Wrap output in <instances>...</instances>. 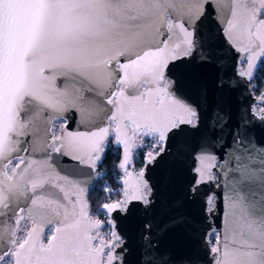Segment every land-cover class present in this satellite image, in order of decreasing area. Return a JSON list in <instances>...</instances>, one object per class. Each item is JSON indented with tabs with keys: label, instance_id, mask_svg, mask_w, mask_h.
<instances>
[{
	"label": "snow or ice",
	"instance_id": "1",
	"mask_svg": "<svg viewBox=\"0 0 264 264\" xmlns=\"http://www.w3.org/2000/svg\"><path fill=\"white\" fill-rule=\"evenodd\" d=\"M209 10L223 17L226 40L247 54L240 75L252 80L264 72V63L257 64L264 57V0H0V264L123 260L115 251H124L115 222L107 221L112 231L106 241L100 236L104 222L89 213L86 193L94 174L62 175L51 157L70 156L78 168L94 169L114 123L126 170L132 149L140 146L137 136L153 139L158 151L147 153L152 163L185 131L183 125L199 130L198 109L176 99L180 86L166 72L170 63L193 55L202 63H221L214 38L197 29ZM226 83L222 79L220 86ZM69 110L96 130L49 139L52 119L66 122ZM259 118L264 121V111ZM225 121L226 114L214 112L210 127ZM246 124L241 116L238 127ZM232 143L227 209L221 230L203 234L204 256L199 248L180 257L162 250L146 224L140 264H264V146L239 131ZM38 151L44 159L33 158ZM201 155L215 166L203 145ZM139 177L123 201L102 208L110 214L126 211L133 199L150 204L153 187L143 171ZM26 218L31 227L21 237ZM183 223L175 218L157 235Z\"/></svg>",
	"mask_w": 264,
	"mask_h": 264
},
{
	"label": "water",
	"instance_id": "2",
	"mask_svg": "<svg viewBox=\"0 0 264 264\" xmlns=\"http://www.w3.org/2000/svg\"><path fill=\"white\" fill-rule=\"evenodd\" d=\"M197 29L199 33L205 36L211 35L214 38V47L220 50L222 56L221 63H202L193 55L188 59L174 61V67L173 63H170V71L166 72V75L180 86L175 94L176 99L198 109L199 130L183 125L185 131L175 140H169L163 155L157 156L152 163L148 162L147 157L145 158L143 179L153 187V200L150 204L145 205L133 199L127 204L126 211L116 209L110 214L101 207L109 219L115 222V231L122 238L121 246L124 251L121 253L119 247L115 251L123 256V260L117 261V264H140L142 236L145 233L146 224L152 225V234L159 241L162 250L170 251L180 257L199 248L201 256H204L203 234L205 231L221 230V221L227 209L226 185L231 173L226 172V166H230L231 154L235 148L232 143L234 134L239 131L242 135L251 138L258 146H264V121L259 118V113L264 111V108L257 109L261 100L252 91L253 79L249 80L240 75V72L247 68V62L244 67L241 65L243 60L247 61V54L238 51L226 40V25L223 17L211 13V10L198 22ZM222 79L228 82L223 87L220 86ZM57 82L59 83V80ZM147 90V88L142 89V91ZM151 101L156 102L155 93ZM162 103L166 110L171 108L168 100L165 99ZM105 107L112 109V105H105ZM217 111L226 114V121L222 126L212 128L209 122ZM64 116L67 119L59 136H62L65 131L84 133L96 130V127L87 124L76 110H69ZM241 116L247 124L238 127ZM56 119L63 118L52 119L49 139L54 135L53 122ZM97 124L101 127L107 126V122L101 124L97 121ZM115 127V124L112 128L110 127L108 138L114 134ZM202 145L206 147L207 153L215 158L212 161L214 167H210L207 157L201 155ZM120 148L119 167L124 161L123 148L122 146ZM33 158L44 159L45 154L38 151ZM130 159L131 156L129 161ZM99 161L96 162L94 169H89L83 165L78 168L77 162L70 156L53 154L51 157V162L56 166L57 171L64 170L61 172L62 175L78 174L81 171H90L94 174L86 193L88 205L87 196L102 175L97 167ZM120 169L123 173L126 172L125 168L120 167ZM209 172L213 177L211 179ZM139 174L130 171L120 179L122 201L125 199L126 189L129 192L135 190L140 178ZM114 203L116 202L107 204ZM181 217L186 223L176 224L157 235L158 228ZM209 224L213 225V229H208ZM110 240L111 237L106 241ZM47 242L48 239L44 240V243Z\"/></svg>",
	"mask_w": 264,
	"mask_h": 264
},
{
	"label": "trees",
	"instance_id": "3",
	"mask_svg": "<svg viewBox=\"0 0 264 264\" xmlns=\"http://www.w3.org/2000/svg\"><path fill=\"white\" fill-rule=\"evenodd\" d=\"M252 83L255 84V87L253 86L254 92L260 94L264 87V72H259L258 75H255ZM106 145L107 147L97 165L98 171H101L102 175L87 196L90 213L97 214L101 218L105 217L104 212L101 210L102 205L120 200L122 197L121 173L118 168L119 148L114 145L112 140H109ZM145 153L146 149L143 148H138L135 152L133 162L135 168L141 166ZM105 186H108L110 191L106 190Z\"/></svg>",
	"mask_w": 264,
	"mask_h": 264
},
{
	"label": "rangeland",
	"instance_id": "4",
	"mask_svg": "<svg viewBox=\"0 0 264 264\" xmlns=\"http://www.w3.org/2000/svg\"><path fill=\"white\" fill-rule=\"evenodd\" d=\"M245 63H246V61L244 60L243 62H242V66H244L245 65ZM260 63H264V57L260 60V62H259V64ZM258 64V65H259ZM251 85L252 86H255V84H253V83H251ZM263 92H264V87H263V90H262V92L260 93V94H256L255 93V95H257L259 98H260V103L257 105V107H258V109H262V108H264V97H263ZM64 125H65V120H63V119H56L54 122H53V133H54V135L55 136H59L60 134H61V132H62V130H63V128H64ZM111 138L112 137H109L108 138V140L105 142L106 144H107V142L109 141V140H111ZM137 138V142H138V144H141L142 142H143V140H145L146 138H149V137H142V136H137L136 137ZM118 168H119V171H120V173H121V169H120V167H119V165H118ZM130 171H134L135 173H137V171H136V169H135V167H134V165H133V161H132V163L129 165V167L127 168V171L125 172V173H121V175L122 176H125L128 172H130ZM99 172H101V171H99ZM102 173V172H101ZM106 190H109L110 191V188L108 187V186H105L104 187ZM118 201H122V199H120V200H116V201H113V202H118ZM111 203V202H110ZM104 204H107V203H104ZM91 216L93 217V218H95V219H98L99 218V220H100V218L101 217H99L97 214H93V213H91ZM106 217V216H105ZM105 217H102V219H104ZM105 221V220H104ZM107 221L108 220H106L105 222L107 223ZM30 223H31V221L29 220V219H25L24 221H22V223H21V225H20V229H21V231H20V233H18V235L19 236H21L22 237V235H23V233L24 232H26L27 231V229L30 227ZM112 231V229H110L109 227L108 228H105V229H101V233H100V236H102L104 239H110V232ZM47 236H48V233H47V230H46V232H45V237H44V240L46 241L47 240ZM213 244H215V240H212L211 241Z\"/></svg>",
	"mask_w": 264,
	"mask_h": 264
},
{
	"label": "flooded vegetation",
	"instance_id": "5",
	"mask_svg": "<svg viewBox=\"0 0 264 264\" xmlns=\"http://www.w3.org/2000/svg\"><path fill=\"white\" fill-rule=\"evenodd\" d=\"M244 61V60H243ZM242 61V62H243ZM242 62H241V65H242ZM246 64V63H245ZM245 66V65H244ZM244 66H242V67H244ZM254 79V78H253ZM253 81V80H252ZM252 83V82H251ZM251 88H252V91H253V93L255 94V92H254V89H253V86L251 85ZM145 89V88H144ZM257 109H258V107H257ZM263 109V108H262ZM258 110H261V109H258ZM64 120V119H63ZM114 125V123L111 125V128H112V126ZM110 137H112L111 138V140L113 141V143H114V134H111L110 135ZM136 143H137V145H140L139 147H134L133 148V150H132V155H131V159H130V161H129V164H128V166H127V168L129 167V165L132 163V161L134 162V159H135V152L138 150V148H143V149H146V153L144 154V156H143V159H142V163H141V166L139 167V168H135L136 169V171H137V174H139L142 170H143V168H144V165H145V158L147 157V153H149V152H155V151H158V149H154L153 147H151V145H152V143H153V139L152 138H146L145 140H143V142L141 143V144H138V142H137V138H136ZM115 145V144H114ZM119 154H120V157H121V148H119ZM120 157H119V161H118V165H119V163H120ZM126 171H127V169H126ZM121 173H122V171H121ZM123 176L121 175V178H122ZM120 178V179H121ZM121 199H122V197H121ZM102 210V209H101ZM103 211V210H102ZM104 212V211H103ZM91 214V213H90ZM104 214H105V218L104 219H102V218H100V220L101 221H103L104 223H105V225H104V227L102 228V229H105V228H108L109 226H108V224L105 222L106 220H109V217H108V215L104 212ZM95 219V218H94ZM99 219V218H98ZM105 220V221H104ZM101 231V230H100ZM101 233V232H100ZM105 240H108V239H105Z\"/></svg>",
	"mask_w": 264,
	"mask_h": 264
},
{
	"label": "built area",
	"instance_id": "6",
	"mask_svg": "<svg viewBox=\"0 0 264 264\" xmlns=\"http://www.w3.org/2000/svg\"><path fill=\"white\" fill-rule=\"evenodd\" d=\"M255 87V86H254ZM257 96V95H256ZM258 97V96H257Z\"/></svg>",
	"mask_w": 264,
	"mask_h": 264
}]
</instances>
